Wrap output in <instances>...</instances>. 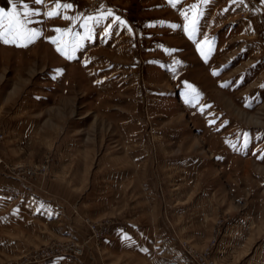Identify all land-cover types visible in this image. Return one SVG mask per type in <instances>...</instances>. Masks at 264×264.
Wrapping results in <instances>:
<instances>
[{"label": "rangeland", "instance_id": "1", "mask_svg": "<svg viewBox=\"0 0 264 264\" xmlns=\"http://www.w3.org/2000/svg\"><path fill=\"white\" fill-rule=\"evenodd\" d=\"M56 2L0 0V264H264V0Z\"/></svg>", "mask_w": 264, "mask_h": 264}, {"label": "snow or ice", "instance_id": "2", "mask_svg": "<svg viewBox=\"0 0 264 264\" xmlns=\"http://www.w3.org/2000/svg\"><path fill=\"white\" fill-rule=\"evenodd\" d=\"M35 5H42L45 0H32ZM167 2L172 6L176 7L177 4L180 3V0H167ZM207 0H199V3H206ZM73 6L70 3H60L59 0L55 3L54 8L48 10L44 13V15L51 19L61 16V9L67 12V10L71 9ZM24 12H23V19L20 18V13L16 11L15 5H13L12 12H6L3 9H0V40L4 43H17L20 39L28 40L29 42L34 39L35 37L40 35V32L35 28H28L27 25L31 23L30 18L32 16L38 15L39 9H29L27 4L24 5ZM228 9H225L227 11ZM188 12H191V17H189ZM181 15L184 16L185 20L189 21V26L191 27L192 31H195L196 24L198 22V17L200 12L198 10V3H193L189 6L188 11H181ZM112 16L114 14L111 10H106V15L101 13L99 16L92 17L89 16L85 19L83 26L89 29V38H91V31L92 29L89 27V21L93 22L94 24H99L102 20L107 19V17ZM62 18L65 20H72L73 18L68 16L67 14L62 15ZM119 24L121 26L124 25V21L120 20L119 17H114L111 24H109L104 31V35L108 36L111 34L112 24ZM189 26H185V30H188ZM173 27H180V25H173ZM54 31L61 32L60 28H55ZM65 33L69 31V29L63 30ZM129 32L132 31L131 28L128 29ZM80 39H84V37H80ZM56 43L55 40L52 41ZM205 43H210L207 39H205ZM76 47H79V44H76ZM59 50V49H58ZM203 56L204 53L201 52ZM207 59V57H205ZM213 75H218L216 71H213ZM221 86H227V84H222ZM191 87V86H189ZM264 87V85H262ZM194 91V89H193ZM247 133H243L245 139H247Z\"/></svg>", "mask_w": 264, "mask_h": 264}, {"label": "trees", "instance_id": "3", "mask_svg": "<svg viewBox=\"0 0 264 264\" xmlns=\"http://www.w3.org/2000/svg\"><path fill=\"white\" fill-rule=\"evenodd\" d=\"M0 5H2L3 7H7V5L6 4H4V3H0Z\"/></svg>", "mask_w": 264, "mask_h": 264}, {"label": "crops", "instance_id": "4", "mask_svg": "<svg viewBox=\"0 0 264 264\" xmlns=\"http://www.w3.org/2000/svg\"><path fill=\"white\" fill-rule=\"evenodd\" d=\"M12 9H13V7H12V8H10V9H8V11H7V12H12Z\"/></svg>", "mask_w": 264, "mask_h": 264}]
</instances>
